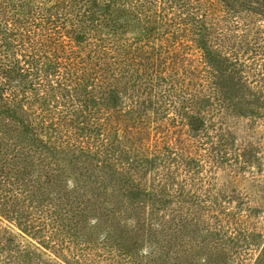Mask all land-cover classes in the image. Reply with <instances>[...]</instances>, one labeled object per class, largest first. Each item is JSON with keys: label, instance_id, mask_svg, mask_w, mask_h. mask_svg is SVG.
<instances>
[{"label": "trees", "instance_id": "16d2710c", "mask_svg": "<svg viewBox=\"0 0 264 264\" xmlns=\"http://www.w3.org/2000/svg\"><path fill=\"white\" fill-rule=\"evenodd\" d=\"M263 158L264 0H0V264H264Z\"/></svg>", "mask_w": 264, "mask_h": 264}, {"label": "rangeland", "instance_id": "374dc122", "mask_svg": "<svg viewBox=\"0 0 264 264\" xmlns=\"http://www.w3.org/2000/svg\"><path fill=\"white\" fill-rule=\"evenodd\" d=\"M259 166H260L259 168H261V170H263V173H264V158H263V160H262V162H261V164H260ZM257 170H258V168H255V169H254V171H257ZM215 173H216V172H215ZM215 173L211 174L210 176H211V177H212V176H215V175H214ZM219 173H220V172H219ZM219 173H218V174H219ZM219 176H222V174L220 173ZM207 180L212 181V182H216V180H214V178H213V180H212L210 177L207 178ZM251 182H257V181H251ZM146 250H147L146 247H143V248L141 247L140 250H139V253H140V251H141V252H144V251H146Z\"/></svg>", "mask_w": 264, "mask_h": 264}]
</instances>
